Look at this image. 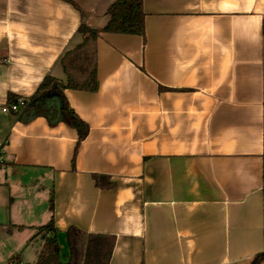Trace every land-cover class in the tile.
<instances>
[{
	"label": "crops",
	"instance_id": "crops-1",
	"mask_svg": "<svg viewBox=\"0 0 264 264\" xmlns=\"http://www.w3.org/2000/svg\"><path fill=\"white\" fill-rule=\"evenodd\" d=\"M115 0H0V109L45 77ZM144 38L102 33L88 125L0 110V264L37 261L53 220L115 238L109 264H250L264 251V0H142ZM114 186L96 187L93 175ZM52 199V203H50Z\"/></svg>",
	"mask_w": 264,
	"mask_h": 264
},
{
	"label": "trees",
	"instance_id": "trees-1",
	"mask_svg": "<svg viewBox=\"0 0 264 264\" xmlns=\"http://www.w3.org/2000/svg\"><path fill=\"white\" fill-rule=\"evenodd\" d=\"M108 21L102 30L88 27L84 19L77 29L81 43L66 52L60 59V67L66 77L65 83L45 77L34 94L28 99L9 98L8 104L22 100L17 115L22 122L38 117L44 118L50 126L64 124L77 133V144L88 135V125L70 108L65 90L94 92L97 88V42L102 33L140 36L144 38V13L142 0H115L108 8ZM264 33V25H263ZM94 183L100 189L114 186L107 176L94 174ZM264 178V176H263ZM264 192V189H263ZM52 203V199H50ZM43 238L40 255L33 264H109L115 238L109 235L87 234L69 227L66 232L69 257L62 263L53 220L37 228ZM250 264H264V251L256 254Z\"/></svg>",
	"mask_w": 264,
	"mask_h": 264
},
{
	"label": "built area",
	"instance_id": "built-area-1",
	"mask_svg": "<svg viewBox=\"0 0 264 264\" xmlns=\"http://www.w3.org/2000/svg\"><path fill=\"white\" fill-rule=\"evenodd\" d=\"M22 105V100H18L17 104L5 105L0 110L4 114L14 113L17 114L19 112V106ZM2 162V157L0 156V163ZM8 264H18L15 259L9 261Z\"/></svg>",
	"mask_w": 264,
	"mask_h": 264
},
{
	"label": "water",
	"instance_id": "water-1",
	"mask_svg": "<svg viewBox=\"0 0 264 264\" xmlns=\"http://www.w3.org/2000/svg\"><path fill=\"white\" fill-rule=\"evenodd\" d=\"M43 238L41 237V240H42Z\"/></svg>",
	"mask_w": 264,
	"mask_h": 264
}]
</instances>
